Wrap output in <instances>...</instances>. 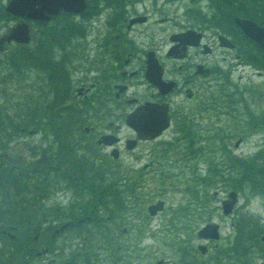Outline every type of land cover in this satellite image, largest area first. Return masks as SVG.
<instances>
[{
    "label": "rangeland",
    "instance_id": "rangeland-1",
    "mask_svg": "<svg viewBox=\"0 0 264 264\" xmlns=\"http://www.w3.org/2000/svg\"><path fill=\"white\" fill-rule=\"evenodd\" d=\"M156 1L160 6L158 10L151 5L152 0L138 1L136 7L140 11L146 10L145 2L149 3V22L133 27L130 32H127L133 42L125 41L131 51L135 50L139 54L145 48L154 50L163 65L171 70L174 67V59L166 55L172 44L170 35L190 27L196 19L186 18L184 15L185 0L169 1V4H165L168 3L165 0ZM0 2L5 6L7 1L0 0ZM201 4L203 11H206V4H208L206 0ZM109 17L112 15L108 16L104 11L100 14L68 17L79 23L77 25H82L84 30L83 35L75 36L77 41L71 44L72 53L68 59L69 74L75 84L73 87L75 92L76 87H89L97 81V78L107 73L108 63H110V55L106 47ZM160 18H164V21ZM17 21L18 19L12 15H1L0 38L8 33L10 27ZM200 24L206 26L207 22H200ZM44 27L38 23L31 24L32 41L28 44V48L39 45L40 38H43L41 31ZM214 30L215 28H211L204 31L206 32L205 41L215 39L212 35ZM15 44L6 43V41L0 44V70L8 72L9 61L6 56ZM236 53L238 52H229L218 47L210 55L200 53L202 60L212 66L216 65L219 71L210 77L211 82L203 89L197 88L202 92L198 100L185 101L180 104L172 127L162 138L148 143L143 142L133 151H127L125 148L118 159L109 156L111 151L109 147H103L100 150L107 154L104 157L109 162L105 166L108 168V174L114 175L113 180L119 185V190L122 193L124 191L121 196H124L125 207L120 208L108 203L110 208H106L104 204H97L96 215H99L100 221L85 222L83 226H72L68 228L69 231H63V234L58 233L55 246L59 248V252L57 255L53 252H43L44 255L39 263L41 261V264H60L64 260L65 262L70 261L72 254L79 258L82 257L84 251L81 250V238L75 237L72 232L76 229H87L85 231L91 230L96 239L91 247L95 251L92 264H202L204 262L238 264L237 260L264 264L262 256L264 229L254 231V234H258L256 240L247 233L244 241L238 243L234 235L235 230L239 229L238 219L241 213L254 214L259 220L256 227L264 224L262 196L248 193L246 195L238 191L239 204L234 210L226 215L222 208L223 201L229 198V191L237 190L232 181H229L231 174L218 165V163H225V150H229L238 158H245L250 153L264 148V132L247 130L252 128L246 126L248 118L245 113L243 119L240 120L241 123L234 120L233 116L226 111L224 101L215 102L222 107L216 110L214 103L209 100L213 93H218L219 86L224 82L228 84L223 94L225 91L230 93L236 88L248 90L249 93L256 88L259 90L264 88V76L261 70L253 64L245 63L243 58L237 57ZM43 82L36 68L29 67L22 69L21 72L15 71L11 76L0 81V102L2 98L9 100L11 98L12 101L15 97L24 99L25 95L38 88ZM100 86L101 84L92 92L95 94L93 98L95 104L90 108V115L93 119L85 123L88 127H93L91 136L94 138L100 133L107 132L108 124L112 123L117 127L119 136L129 137L131 129L126 125L125 119L132 105L126 102L120 104L109 96L103 95L101 100L106 101L97 103L99 101L97 98L101 95H96V93L102 94ZM132 91H135L137 96H144V87H135ZM81 97L75 95V98L80 99ZM248 97L251 98L249 99L252 110L262 111L264 109V101L259 100L260 95L255 100H252L250 94ZM216 127L222 130L221 134L225 138L220 141L222 149L214 154L209 152L208 158L214 159L221 172H209L208 164L203 162V165L200 161V152L197 153L195 144L196 141L200 143L199 141L202 140V145H206L207 136L215 134ZM191 129L194 135L188 136ZM39 138V135H29L25 140L33 143ZM238 139L241 143L235 146ZM151 150L153 153L150 152ZM153 154L155 165L145 170L144 166L151 161ZM206 154L201 156H206ZM99 164L104 165L103 162ZM128 182L136 183L134 192L128 189ZM55 195L53 201L59 200L62 201L61 204L69 205L73 192H58ZM159 199L166 201V210L157 215H151L148 212V206ZM66 210L70 211L71 208L68 207ZM208 222L219 223V234L217 237H209L205 240L199 236V232ZM56 229H59V225ZM41 239L42 237L39 240ZM39 248L42 249L43 244ZM66 253L69 256H64ZM78 262L81 260L78 259Z\"/></svg>",
    "mask_w": 264,
    "mask_h": 264
},
{
    "label": "trees",
    "instance_id": "trees-1",
    "mask_svg": "<svg viewBox=\"0 0 264 264\" xmlns=\"http://www.w3.org/2000/svg\"><path fill=\"white\" fill-rule=\"evenodd\" d=\"M118 1L91 0V7L97 8L100 2L110 4ZM195 1L198 3L194 10L203 17L198 8L201 0ZM209 1L214 5L215 9L212 8L211 12L217 14L218 27L223 30L238 28L233 19L236 15L253 17L264 24L262 0ZM5 13L0 6V16ZM68 17V14H63L53 17L51 22L42 23L45 27L41 31L43 38H40L39 45L32 48L15 46L6 56L8 72L0 70V81L15 71L21 72L29 67L36 68L44 81L24 99L15 97L12 101L11 98H2L0 102V264H41L39 260L44 255L39 248L41 244L46 253L57 255L59 248L55 242L58 233L69 231L72 223L73 227H80L85 222L100 221L99 215H96L97 204H104L106 208H110L108 203L125 207L124 196H121L122 191L113 180L114 175L110 176L108 168H105L109 163L104 157L106 154L100 151L91 133L87 134L84 129L85 123L92 117L90 108L93 104L75 98L68 68L72 53L70 46L76 43L78 36L83 35V28ZM245 40L246 60L264 70V49L247 37ZM227 84L220 88L216 98L212 96L213 103L224 101L226 111L234 120H242L245 113L248 118L246 126L252 128L247 130L264 132V109L252 110L251 98L248 97L250 94L255 100L260 95L259 100L264 101V88H256L250 93L236 88L223 94ZM215 129V134L207 136L206 145H202V140L195 144L197 153L200 152L199 157L207 162L209 172H221L220 165L231 174L229 181L239 192L257 194L264 199V148L245 158H238L225 150V163L217 165L214 159L208 158V153L214 154L222 149L220 141L225 136L219 127ZM29 135H39L40 138L33 143L27 142L25 138ZM193 135L191 129L188 136ZM205 153L206 156H201ZM135 184L129 183L131 192L135 191ZM67 191L73 192L69 205L53 201L56 193ZM68 207L70 211L66 210ZM126 208H129L127 203ZM81 218L83 222L78 223ZM258 221L252 213H241L239 229L234 233L235 241L243 242L247 233L254 240L258 239L254 231L264 229V224L256 227ZM58 225L67 226L57 231ZM85 230L72 232L75 237L81 238L84 255L79 258L72 254L70 261L64 260L60 264L93 263L95 251L91 247L96 239L91 230ZM237 263L253 264L239 260Z\"/></svg>",
    "mask_w": 264,
    "mask_h": 264
},
{
    "label": "flooded vegetation",
    "instance_id": "flooded-vegetation-1",
    "mask_svg": "<svg viewBox=\"0 0 264 264\" xmlns=\"http://www.w3.org/2000/svg\"><path fill=\"white\" fill-rule=\"evenodd\" d=\"M6 1L7 3L9 2V0ZM165 2H168L165 4L170 3L169 1ZM185 2L186 10L184 11V15L186 16V18L189 17L196 20L194 21L195 23L193 25L182 29V31H179V33L177 34H185L188 32L194 33L191 37L194 42L196 41L198 34H201L200 44L198 46H194L191 44H187L186 42H174L171 46L172 50L170 49L166 54L167 57L174 59V67L173 69L168 70L167 67L163 65L162 60H159L163 68L161 77L163 81L161 82V84L157 85L152 84L149 81V48H145L144 51L139 54L135 50L131 51L125 41L128 40L133 42V40L129 38L127 34V32H130L133 27L140 24H147L149 22V3H144L146 6L145 11L138 10L136 7L138 1L132 0H121L119 2H116V5H110V7H106L103 9L104 12H107L108 16L112 15L109 20L110 24L108 29V36L106 38V47L110 55V63H108L107 73L103 74L100 78H97V81L89 85V87H76V92L79 91V93L81 94L79 96H82V98L86 102H90L89 104L92 105L95 104L93 99L95 94H92V92L97 86H99V84H101L100 87L102 88V94L96 93V95H101V97L97 98L99 99L97 103L106 101L101 100L103 95L105 97L109 96V98L117 101L120 104H123L125 102L131 104L132 108L130 109V111H128L126 119L130 113L136 111L140 107L146 105L149 106V103H157L164 107L168 106L171 125L159 137L155 139H147L141 138L138 132L131 127H129L131 129V135L129 137L119 136L116 129L117 127L110 123L107 126V132L100 133V135L94 137V142H96L100 150L103 147H109L111 151L112 149H119V151L117 150L118 153L122 154V150L125 148L127 149V151H133L143 142L148 143L150 141L162 138L165 133L168 132V130H170V128L172 127L177 108L180 107V104L185 101L198 100V98H200L202 94V92L198 91V89H203L204 86L211 82L210 77L215 75L219 71L218 67H215L216 65L212 66L206 63V61L202 60L200 58V53L210 55L214 52L216 47H218L229 52H238L236 53L238 58L245 57L246 34L242 29L237 26L238 28L231 31L229 30L230 32H222L217 28V26L215 27V24L217 25L218 19L217 14L214 11L212 12L210 21L215 28L212 34L215 39L205 41L206 32H204L198 17L195 15L199 13L192 8L193 5H196L197 1L185 0ZM207 3V7L215 9L212 1L208 0ZM262 4H264V0H262ZM151 5L156 10L160 9V6L157 5L156 0H152ZM95 10L96 8H89L86 13L89 14L94 12ZM236 17L251 19L257 22L260 26L264 27V24L257 21L253 17L236 15L233 18L234 21ZM17 19L18 21H25L29 23L30 26L32 23H38L24 17H18ZM160 20L164 21V18H160ZM124 23L126 27L125 29ZM228 23H230V20L228 21ZM213 27H210L209 29ZM219 34H223L228 38L220 36ZM104 35L106 36V34ZM31 41L32 39L28 43L22 44L23 48H28V44H30ZM6 43H9V41L6 40ZM176 46L178 47L176 48ZM259 46L262 47L261 45ZM198 58L200 59L197 60ZM245 61L246 60H244V62ZM200 65H203L204 68L199 69L201 68ZM206 68L207 70H205ZM135 87H144V96H137L135 94L136 92L132 91L133 88L135 89ZM80 88H82L83 90ZM92 119L93 117H91L89 120ZM91 131H93V127L86 133L89 134L91 133ZM106 135L111 136L110 140L115 142L113 145L99 143L101 138ZM131 145H133L132 148H130ZM152 150L150 152H152ZM109 156H111V153L109 154ZM154 165L155 155L153 154L151 156V161L145 164V170L153 168Z\"/></svg>",
    "mask_w": 264,
    "mask_h": 264
},
{
    "label": "water",
    "instance_id": "water-1",
    "mask_svg": "<svg viewBox=\"0 0 264 264\" xmlns=\"http://www.w3.org/2000/svg\"><path fill=\"white\" fill-rule=\"evenodd\" d=\"M85 0H11L7 6V11L15 15L28 16L34 19H49V14H57L61 10H67L70 12H79L86 8ZM237 23L244 29V31L255 39L257 42L264 46V28L259 26L257 23L247 19H236ZM175 38V37H174ZM8 39H15L17 41H28L29 40V28L26 23H19L14 26L11 33L8 35ZM159 66V65H158ZM158 67H156L157 69ZM149 75L155 84L159 83V72L154 73L155 66L150 63ZM146 111L145 106L138 108L135 112L129 115L127 122L134 127L139 136L155 137L159 135L169 125V114L167 110L159 111L158 114L154 109ZM149 116V120H148ZM152 122L151 125H149ZM104 142L112 143L114 141L109 139V136L103 137ZM103 140H100L102 142ZM132 146V145H131ZM114 155L117 157V150H114ZM230 196L232 200L224 204V212L228 213L232 210L235 202L237 201L236 192H231ZM163 208V201L158 204H153L149 207L152 214L156 213L158 209ZM218 225L208 223L199 232L200 236L204 238L217 237L218 236ZM202 247V246H201ZM204 249V247H202Z\"/></svg>",
    "mask_w": 264,
    "mask_h": 264
}]
</instances>
